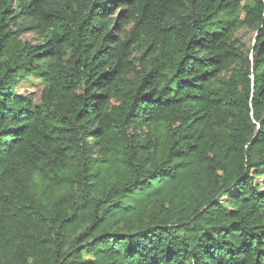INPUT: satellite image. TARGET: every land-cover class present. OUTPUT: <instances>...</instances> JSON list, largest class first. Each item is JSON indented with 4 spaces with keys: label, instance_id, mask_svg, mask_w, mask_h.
<instances>
[{
    "label": "trees",
    "instance_id": "16d2710c",
    "mask_svg": "<svg viewBox=\"0 0 264 264\" xmlns=\"http://www.w3.org/2000/svg\"><path fill=\"white\" fill-rule=\"evenodd\" d=\"M0 264H264V0H0Z\"/></svg>",
    "mask_w": 264,
    "mask_h": 264
},
{
    "label": "rangeland",
    "instance_id": "374dc122",
    "mask_svg": "<svg viewBox=\"0 0 264 264\" xmlns=\"http://www.w3.org/2000/svg\"><path fill=\"white\" fill-rule=\"evenodd\" d=\"M251 0H243V4L250 3ZM243 38V42L248 47L251 45L252 41L254 40L255 32L248 30V29H242L239 34ZM28 38H31V35H27ZM41 88L42 83L41 80L35 76L31 77L28 80H25L21 87L19 88V92L24 95L33 94L34 95V101L35 103H39L40 100V94H41Z\"/></svg>",
    "mask_w": 264,
    "mask_h": 264
}]
</instances>
